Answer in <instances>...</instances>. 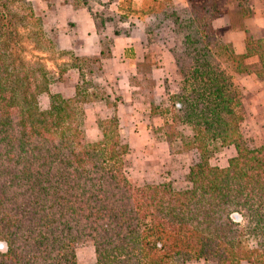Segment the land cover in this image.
<instances>
[{
	"label": "trees",
	"instance_id": "obj_1",
	"mask_svg": "<svg viewBox=\"0 0 264 264\" xmlns=\"http://www.w3.org/2000/svg\"><path fill=\"white\" fill-rule=\"evenodd\" d=\"M185 1L118 3L122 17L143 21L148 43L164 33L176 39L169 51L180 81L164 138L172 149L182 136L177 127L186 125L188 145L199 153L190 185L176 189L170 182L135 186L127 178L130 146L120 136L117 106L92 79L104 56L74 55L73 62L93 67L84 72L72 64L82 76L74 95L52 94L49 107H39L51 81L41 54L69 52L57 49L32 2L0 0V239L7 249L0 264H79L75 248L87 240L94 264H264V145H247L242 93L222 67L245 73V59L256 56L255 73L264 77V39L246 31V52L237 55L213 28L224 1L235 2L238 22L252 16L245 0ZM150 57L136 66L147 65L151 74L157 62ZM90 96L113 109L98 121L95 142L86 140L80 119ZM217 142L236 149L226 167L208 161Z\"/></svg>",
	"mask_w": 264,
	"mask_h": 264
},
{
	"label": "rangeland",
	"instance_id": "obj_2",
	"mask_svg": "<svg viewBox=\"0 0 264 264\" xmlns=\"http://www.w3.org/2000/svg\"><path fill=\"white\" fill-rule=\"evenodd\" d=\"M98 9L99 10H95V12L104 15L105 18H103V20H108L109 18L114 20L115 26L111 29L112 31H116V33H131L137 28V26H135V22H132L129 19H127L126 23L119 24L118 20H116L119 17L117 14L112 15L109 10L103 8ZM99 29L104 35H106V38H108L107 35H109L110 27L103 26L99 27ZM47 33L53 39V30H48ZM134 34L136 37H141V34L137 31H134ZM175 42L176 39L171 34L164 33L162 36L156 38L153 43L142 45L140 50L144 53L143 49H145L146 45H149V52L151 54L150 58L156 61L157 65L161 60H164L166 62L165 65H167V59L169 58L161 59L158 55H160L162 51L170 49ZM63 51L69 52V54H41L47 58L45 60V64L51 71V81L48 91L43 92L38 96L39 107L42 110L49 107L50 96L52 94L59 93L64 97H72L74 95L69 96L67 92H65L66 90H73V85L75 86L82 79V76L79 74L77 68H74L73 65L80 64L84 68V72L87 67H93L94 65L86 60L73 62V52L70 50ZM127 58V62H119V65H121L122 62L124 65L123 67H126L128 71L124 74L126 79H121L120 76L114 75L115 77L110 82L113 94H111L109 89H107L104 79L102 78V76H104V71L107 69L105 62H101V73L94 68L96 75L92 78L96 83L102 86V89H105L111 95V98L114 99L116 106H119V102L124 103L125 101L122 94L117 91L119 89H127V92L136 94V98L138 99L133 111L131 109H127L123 114L125 117L124 122L123 119L122 121L120 120L121 117H119L118 107L115 112L120 131L122 129L124 130L123 133L121 132L122 134L120 133V136L122 135L121 139L130 146V152L125 156L127 178L135 186L143 185L145 183L170 182L176 189L186 188L190 185L187 179L189 167L199 159V153L188 145L192 136V131L186 125H179L177 130L182 136L176 139L172 149L164 138V122L168 120V109H172L173 104V100H171L170 97L177 90V86L180 81L174 62L171 67L167 66L166 71L159 72V87L155 89V86L157 85L156 80L155 78H152V72L150 74L147 65L142 64L140 67L137 66L139 69L135 72L134 66L138 63H142L143 60L135 61L131 56ZM222 67L225 69L227 74L230 75L233 85L240 93H242V106L239 111L240 113L242 112L243 120L240 127L247 140V145L250 148L263 146L264 116L262 117L263 121H259V119L256 118V116L258 117L260 114L262 107H260L259 104H254L253 106H248L246 103L244 104V99L252 97L253 92L246 90L243 82L238 80V77H235L229 63L223 64ZM113 68L114 73H116L118 71L117 67L113 66ZM61 70H65V73L62 76L59 74ZM150 80L153 82V85L150 83ZM113 83H115V86ZM60 87H62L63 91H60ZM88 99V102L80 105L82 113L80 119L83 121L86 140L89 142H95L101 136V130L97 124L98 121L100 119L111 117L113 109L112 107L105 106L104 102L100 101L98 97L96 98L90 96ZM126 104L128 105L129 102H126ZM152 104L157 107L154 114H159L161 116V118L159 117V119L153 121L147 120V112L151 109ZM252 117L256 118V120H252ZM151 125H153L152 129H146V126L149 128ZM160 142H162V146ZM235 154L236 149L233 145L221 146L218 142L213 143L209 147L208 161L213 166L226 167L229 160L235 156ZM0 242H3L6 245V243L1 239ZM247 244L249 247H254L256 245L253 239H249ZM75 253L79 264L95 263V252L91 241L87 240L77 244ZM246 263L249 262L242 261L240 264ZM186 264L215 263L208 260H192Z\"/></svg>",
	"mask_w": 264,
	"mask_h": 264
},
{
	"label": "crops",
	"instance_id": "obj_3",
	"mask_svg": "<svg viewBox=\"0 0 264 264\" xmlns=\"http://www.w3.org/2000/svg\"><path fill=\"white\" fill-rule=\"evenodd\" d=\"M33 3L37 13H39L44 21L45 30H53V39L56 43L57 48L61 50H70L74 55L77 56H104L103 62L107 67L104 71V82L110 93L113 94L112 87L110 85L111 80L116 76H120L121 79H126L124 74L127 71L126 67L120 61H128L127 57L131 56L135 61L144 60V56L148 55L149 45H146L144 53L140 50L141 46L147 44V36L144 30V23L138 19L135 15H129L127 17L121 16V11L118 9V3L121 0H28ZM252 9V16L242 19L240 22L237 21L235 13H233L235 2H226L222 4V12L220 15L213 20V28L218 32L223 39L230 43L233 51L237 55L244 54L246 52V31H249L254 39H264V0H245ZM177 6H185V0H173ZM93 5V6H92ZM103 8L111 11V14H117L119 17L118 23L124 24L127 19L135 22L136 29L131 33H116L112 31L114 27L113 19H104L105 16L95 12ZM113 17V16H112ZM114 18V17H113ZM124 21V22H123ZM108 26L110 27L108 38L101 32L99 27ZM134 31L141 34V37H136ZM104 54V55H103ZM161 59H167V65L164 60L159 61L158 65L151 69L152 78L156 80L155 89L159 87L158 76L159 72L166 71L167 66L173 65L172 55L169 51H162L158 55ZM258 58L256 56L248 57L245 59L248 71L245 73H235V77L243 82L245 89L253 92V96L245 98L246 105L259 104L262 107L258 117L259 121H263L264 114V77H260L255 73L258 68ZM113 66L117 67V72L114 73ZM135 72L137 66H134ZM251 83V84H250ZM65 85V84H64ZM115 86V83H113ZM73 90H66L69 96L74 94ZM116 88V87H115ZM244 90V91H246ZM60 91H63L60 87ZM122 94L124 103L119 102L118 113L124 122V113L127 109L135 108L138 99L136 94L127 92V89L117 90ZM126 102H129L127 105ZM252 103V104H251ZM149 109L147 120H156L161 118L159 114H153ZM135 112V111H134ZM136 113V112H135ZM263 117V118H262ZM252 117V120H256ZM150 122V121H147ZM160 126V125H158ZM153 125L146 129H152ZM157 128V127H156ZM123 133L122 129L120 133ZM121 133V134H122ZM122 137V135H121ZM162 146V142H160ZM163 148V147H162ZM249 264V263H246Z\"/></svg>",
	"mask_w": 264,
	"mask_h": 264
},
{
	"label": "clouds",
	"instance_id": "obj_4",
	"mask_svg": "<svg viewBox=\"0 0 264 264\" xmlns=\"http://www.w3.org/2000/svg\"><path fill=\"white\" fill-rule=\"evenodd\" d=\"M6 245L3 242H0V252L6 251Z\"/></svg>",
	"mask_w": 264,
	"mask_h": 264
}]
</instances>
